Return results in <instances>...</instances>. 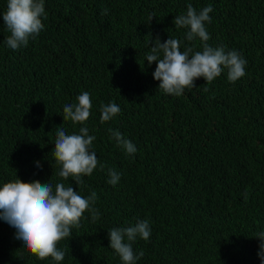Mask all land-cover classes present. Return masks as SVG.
<instances>
[{
	"label": "trees",
	"instance_id": "trees-1",
	"mask_svg": "<svg viewBox=\"0 0 264 264\" xmlns=\"http://www.w3.org/2000/svg\"><path fill=\"white\" fill-rule=\"evenodd\" d=\"M211 6L207 44L246 59L235 82L227 70L199 78L180 96L153 79L145 54L157 37L202 51L199 38L175 17ZM0 0V186L15 180L69 184L82 196L95 191L93 220L85 212L72 236L57 247L64 259L40 260L0 219V264H122L108 230L148 220L150 238L132 243L136 264H261L264 231V0H44V28L17 50L2 21ZM105 10L106 13H105ZM152 17L150 20L149 18ZM91 97L84 125L64 120L63 108L82 92ZM120 113L100 121V105ZM86 126L99 164L76 185L58 175L57 128ZM118 131L136 147L127 154ZM100 165L104 167L101 168ZM120 174L113 186L109 170Z\"/></svg>",
	"mask_w": 264,
	"mask_h": 264
},
{
	"label": "clouds",
	"instance_id": "clouds-1",
	"mask_svg": "<svg viewBox=\"0 0 264 264\" xmlns=\"http://www.w3.org/2000/svg\"><path fill=\"white\" fill-rule=\"evenodd\" d=\"M212 11L210 5L197 11L192 4H188L186 14L174 19L177 28L188 29L185 34L187 41L199 38L202 51H193L192 47H185L181 51L179 39L169 37L161 43L157 37L145 54L149 65L156 62L153 79L159 81L158 88L164 93L180 96L186 88H194L197 79L203 78L211 83L225 69L230 82L246 74L247 61L239 52L225 51L223 47L213 48L207 44L210 36L206 24L211 22L209 13ZM45 18L44 0H7L6 11L2 14L3 24L10 33L5 40L6 46L12 50L27 46L29 38L35 37L44 28L42 19ZM91 107L90 94L82 92L76 97V103L64 106L63 119L84 125L91 115ZM120 111V106L114 102L101 103L100 121L107 122ZM109 131L127 154L137 151L135 145L121 133L112 129ZM95 139L94 135H89L86 126L80 127L78 134H66L62 128H57L53 155L60 165L58 175L61 178L68 181L71 178L78 185L83 183L81 177L92 175L99 164L95 151L91 149ZM108 175V183L113 186L120 179V174L114 170L110 169ZM96 199L95 191L84 197L69 184L66 186L58 182L53 189L49 181L25 183L16 177L0 186V219L15 229V238L32 255L40 260L51 257L55 262H60L65 252L57 245L72 236V228L80 226L84 213H91L94 221L99 219L100 213L93 206ZM150 235L148 220L137 221L133 226L112 228L108 230L109 247L119 255L122 264H136L144 253L141 250L139 255L135 254L132 243L137 237L147 241ZM256 238L260 240L258 256L261 264H264V231L256 233Z\"/></svg>",
	"mask_w": 264,
	"mask_h": 264
}]
</instances>
